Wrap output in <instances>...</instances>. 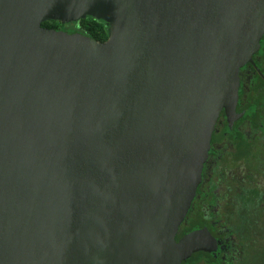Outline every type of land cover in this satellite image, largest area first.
<instances>
[{"label": "water", "instance_id": "95a60500", "mask_svg": "<svg viewBox=\"0 0 264 264\" xmlns=\"http://www.w3.org/2000/svg\"><path fill=\"white\" fill-rule=\"evenodd\" d=\"M94 17L98 43L41 26ZM264 0H0V264H182L175 240Z\"/></svg>", "mask_w": 264, "mask_h": 264}, {"label": "flooded vegetation", "instance_id": "af4514ba", "mask_svg": "<svg viewBox=\"0 0 264 264\" xmlns=\"http://www.w3.org/2000/svg\"><path fill=\"white\" fill-rule=\"evenodd\" d=\"M252 60L238 74L240 86L232 126L229 127L223 111L219 115L202 168L201 183L187 212L189 221L185 227L184 221L180 224L175 237L178 241L190 232L206 228L216 240V251L192 254L197 256L191 264L264 263V201H257L259 206L248 204L249 192L255 189L260 193V200L264 199V160L260 157L264 146V44L260 43ZM254 66H259L263 79L257 88L258 94L254 95L256 100L250 102L249 81L255 75ZM199 219L205 224L197 223ZM237 226H240L239 232L234 230ZM240 240L259 253L250 250L242 259L241 249L236 252ZM199 253L211 255L214 260Z\"/></svg>", "mask_w": 264, "mask_h": 264}, {"label": "trees", "instance_id": "16d2710c", "mask_svg": "<svg viewBox=\"0 0 264 264\" xmlns=\"http://www.w3.org/2000/svg\"><path fill=\"white\" fill-rule=\"evenodd\" d=\"M72 25V26H70ZM42 27L47 28V29H53V30H57V31H66L68 33H80L88 38H90L91 40H94L98 43H104L107 38H108V24L100 19H96L94 17H86L84 19H80L77 22H72V23H67V24H62L58 21H46L43 22L41 24ZM261 45L264 44V40H262ZM259 66L256 67H252L253 71L255 72V75L253 77H251L250 79V83H249V87L251 89L250 91V96L248 97V100L251 102L252 100H256V98L254 97L255 93H257V88L261 87L262 83V79H263V74L261 73V71L258 70ZM256 90V92H255ZM252 94V95H251ZM263 150L260 151V157L263 156V158L261 159V161L264 160V146L262 147ZM260 164L262 165V163L260 162ZM260 194V193H259ZM257 193V189L254 190V192H249V197H248V204L251 206H255L257 205V201L261 202L264 201L260 200L261 196ZM259 206V205H257ZM188 215L185 217L184 222L182 224V226L185 227V224L188 222ZM250 222V220H248ZM199 224H205V221L203 219H199L198 222ZM189 224V223H188ZM232 228V227H231ZM236 229V231L239 232L240 226L234 227ZM233 229V228H232ZM237 246V250L241 249V254H243L242 259L244 258L245 255H249L250 254V250H252L255 253H259L258 250L254 247L250 248V246H246L245 243H243L242 240H240V243ZM240 247V248H239ZM199 255L205 256L208 260H214V258L210 255L208 256L207 254L204 253H199ZM263 255H264V247H263ZM197 255H193L189 258L187 263L184 264H191L194 262V258Z\"/></svg>", "mask_w": 264, "mask_h": 264}, {"label": "rangeland", "instance_id": "374dc122", "mask_svg": "<svg viewBox=\"0 0 264 264\" xmlns=\"http://www.w3.org/2000/svg\"><path fill=\"white\" fill-rule=\"evenodd\" d=\"M70 26H72V25H70ZM264 264V263H263Z\"/></svg>", "mask_w": 264, "mask_h": 264}]
</instances>
